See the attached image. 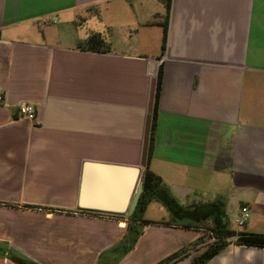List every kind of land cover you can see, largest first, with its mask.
Listing matches in <instances>:
<instances>
[{
  "label": "crops",
  "instance_id": "obj_1",
  "mask_svg": "<svg viewBox=\"0 0 264 264\" xmlns=\"http://www.w3.org/2000/svg\"><path fill=\"white\" fill-rule=\"evenodd\" d=\"M0 94V264H191L216 228L206 264H264L235 244L264 236V0H0ZM86 163L150 171L174 212L150 200L124 253L126 175L83 195Z\"/></svg>",
  "mask_w": 264,
  "mask_h": 264
},
{
  "label": "trees",
  "instance_id": "obj_2",
  "mask_svg": "<svg viewBox=\"0 0 264 264\" xmlns=\"http://www.w3.org/2000/svg\"><path fill=\"white\" fill-rule=\"evenodd\" d=\"M86 44L89 48L97 49V50H100L101 48L105 47L104 41L100 35L91 36L86 42ZM142 182L145 190L144 195L141 197L135 213L130 217V230H129L130 232L128 234V237L124 240V243L121 244L122 246L120 245L124 253H127L132 249V247L134 246L135 242L137 241L138 237L141 234V229L139 228L138 224L139 225L149 224V222L142 220L141 215L142 212L144 211L146 204L150 200L157 199L168 210L170 211L172 210V212H174L172 209V202H170L171 199L167 197L163 189L160 187L161 184L160 178L155 176L150 171H145L142 177ZM211 232L215 233L214 235L216 238L215 243H213L210 247H208L207 251L194 257L191 264H206L209 260L217 256L221 252V250H223L226 247L228 243L226 239L234 236L233 233L224 230L220 231L219 228L211 229ZM235 244L245 247L264 249V236L256 235V234H239L235 239ZM181 254L182 252H178L159 264H174L180 258ZM0 256L3 257L4 252H1ZM11 261L14 264H30L26 260H23L15 255H12Z\"/></svg>",
  "mask_w": 264,
  "mask_h": 264
},
{
  "label": "water",
  "instance_id": "obj_3",
  "mask_svg": "<svg viewBox=\"0 0 264 264\" xmlns=\"http://www.w3.org/2000/svg\"><path fill=\"white\" fill-rule=\"evenodd\" d=\"M90 167H98L101 169H105L108 171L113 172V177L111 184L115 186L119 185V181L121 174H125L126 178L124 180V203L120 209L117 211H108L110 213H117V214H126L128 217H131L139 204L140 198L143 196L145 190L143 182L141 181L142 172L141 169L138 167H123V166H112V165H98V164H89L86 163L84 165V177L82 180V193L86 192V189L90 185V177H88V168ZM6 258L11 260L12 255L7 254Z\"/></svg>",
  "mask_w": 264,
  "mask_h": 264
},
{
  "label": "built area",
  "instance_id": "obj_4",
  "mask_svg": "<svg viewBox=\"0 0 264 264\" xmlns=\"http://www.w3.org/2000/svg\"><path fill=\"white\" fill-rule=\"evenodd\" d=\"M3 104V96L0 94V105ZM17 111L21 117L28 119L29 121L34 120V108L30 104L21 103L17 106ZM250 219V209L246 206L242 207L239 211L236 219V225L238 227L244 226Z\"/></svg>",
  "mask_w": 264,
  "mask_h": 264
}]
</instances>
